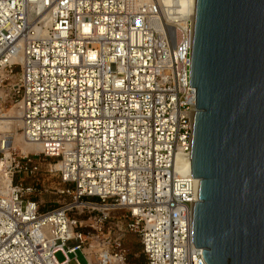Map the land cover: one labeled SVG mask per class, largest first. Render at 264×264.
<instances>
[{
	"label": "built area",
	"instance_id": "1",
	"mask_svg": "<svg viewBox=\"0 0 264 264\" xmlns=\"http://www.w3.org/2000/svg\"><path fill=\"white\" fill-rule=\"evenodd\" d=\"M161 15L158 0H0V118L15 109L40 147L0 133V264H206L195 23ZM43 193L62 200L43 209Z\"/></svg>",
	"mask_w": 264,
	"mask_h": 264
},
{
	"label": "water",
	"instance_id": "2",
	"mask_svg": "<svg viewBox=\"0 0 264 264\" xmlns=\"http://www.w3.org/2000/svg\"><path fill=\"white\" fill-rule=\"evenodd\" d=\"M194 243L206 264H264V0H197Z\"/></svg>",
	"mask_w": 264,
	"mask_h": 264
},
{
	"label": "bare ground",
	"instance_id": "3",
	"mask_svg": "<svg viewBox=\"0 0 264 264\" xmlns=\"http://www.w3.org/2000/svg\"><path fill=\"white\" fill-rule=\"evenodd\" d=\"M143 1L152 2L153 0H143ZM159 3L162 7L161 17L164 20L170 21V20L176 19L179 22L183 20L182 24L186 25L185 20L191 19L195 23L196 16H197V0H161L159 1ZM46 21H47V18L45 17L44 22ZM14 111H15L14 113L15 116L13 118H11V116L9 117L8 115H5L0 118V133L10 132V137L12 138V143H13L12 146L14 149H16L17 147L16 142H18L24 145H28V148L31 151H35L36 153L39 152L40 147L36 144H32L28 142L26 138L24 137V135H22V133H20V139L18 140L15 139V136H14V132L16 131L15 127L18 126V128L20 129L21 124L19 123V120L17 119L18 114L16 110L13 109L10 112V114ZM2 137L3 136H0V139ZM191 166H192V162H191ZM0 168H1V165H0ZM0 179H4L2 180L3 188L9 190L10 185L12 183V179L9 177L4 178V174L2 172H0Z\"/></svg>",
	"mask_w": 264,
	"mask_h": 264
},
{
	"label": "rangeland",
	"instance_id": "4",
	"mask_svg": "<svg viewBox=\"0 0 264 264\" xmlns=\"http://www.w3.org/2000/svg\"><path fill=\"white\" fill-rule=\"evenodd\" d=\"M153 1H155V0H153ZM159 1H161V0H158V2ZM12 110H13L12 108H9L8 112L6 113V115H8L9 117L11 116V118H13L15 116V114H14L15 111L10 114V112ZM15 128H16L15 129L16 131L14 132V136H15V139L18 140V139H20V133H21V131L19 130L18 126H16ZM16 143H17L16 144V146H17L16 147V151L17 152L23 151L24 153H31V154H35L36 153L35 151L29 150L28 145H24V144H21V143H18V142H16ZM24 178L27 179L26 180V184H30L31 183V180L29 178H27V177H24ZM38 199L41 202H43V205H44L43 209L55 208L56 206L59 205V202L58 201L59 200H62V199H58V197H56L54 194H50V193H43L41 196L38 197ZM66 199L69 200L68 198H66ZM132 251L134 252L135 249L133 248ZM137 251H135V252H137ZM78 256H79L80 262L82 264H84L85 263V260H84L83 256L81 255V253H79ZM58 259L60 261H62L63 260L62 255L59 254L58 255ZM72 259H73V256H72ZM144 261H145L144 258L141 257V262L144 263ZM71 264H76V263L74 261H72Z\"/></svg>",
	"mask_w": 264,
	"mask_h": 264
}]
</instances>
